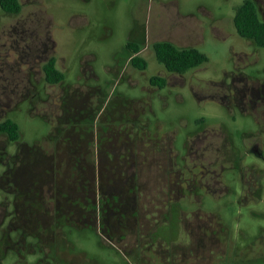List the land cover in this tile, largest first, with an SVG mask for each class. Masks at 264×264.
I'll list each match as a JSON object with an SVG mask.
<instances>
[{"label": "rangeland", "instance_id": "374dc122", "mask_svg": "<svg viewBox=\"0 0 264 264\" xmlns=\"http://www.w3.org/2000/svg\"><path fill=\"white\" fill-rule=\"evenodd\" d=\"M245 1L20 0L17 15L0 7V122L14 119L31 151L0 158V264H39L38 240L49 258L61 246L55 264L264 263V48L236 32ZM255 2L264 20V0ZM158 41L197 47L209 61L170 73ZM129 42L146 70L130 63ZM51 58L66 74L58 84L46 81ZM154 75L167 78L164 89L150 84ZM86 155L98 159L91 177L80 168ZM4 161L12 172L26 166L27 191L18 194ZM52 180L68 198L57 199L68 244L17 217L16 202L30 225L29 201L52 206ZM89 196L87 219L78 203Z\"/></svg>", "mask_w": 264, "mask_h": 264}, {"label": "trees", "instance_id": "16d2710c", "mask_svg": "<svg viewBox=\"0 0 264 264\" xmlns=\"http://www.w3.org/2000/svg\"><path fill=\"white\" fill-rule=\"evenodd\" d=\"M0 7L6 13L14 14V15L19 14L22 10V4H21L20 0H0ZM233 21H234V27L236 29V32L241 37L253 41V43L256 44L258 47L264 48V20H262V18L260 17L258 6L254 0H246L242 5H240L238 7L236 9ZM127 48L129 49V51L131 53L130 63L135 68H137L139 70H146L148 68L147 60L145 58L141 57L140 55H138V53L140 52V46L135 42H129L127 44ZM153 49L155 52L156 59L159 61V63L164 65V67L166 68L167 71H169L171 73L185 74L190 70H193L195 68L203 66L204 64H206L209 61L207 55L204 52H202L199 48L191 47V46L190 47H180L171 41H158V42L153 44ZM44 72H45V76H46V81L49 84H58L60 82H63L66 79V74L57 67V62H56L55 58H51L45 64ZM150 83H151V85H153L155 87H159L160 89H164L167 85V80L165 77H162L159 75H154L150 78ZM2 133L7 134L8 137L11 139V141H17L21 138L20 126L14 119L9 118L5 121L0 122V134H2ZM29 151H30V149H29ZM86 157H88V156L86 155ZM91 159H92L91 157H88V160H87L88 165L86 167L80 166V168L82 169V171L85 174H87V171H88L89 177H91L92 170L93 171L95 170L96 161L98 162V159L96 160V157L94 160H91ZM18 167H19V170L12 172L8 166V171L6 172V174L11 172V180H12V178H14L16 180L17 191H19L18 194H20L25 190L27 191V187H25V186H24V189L20 188L21 183H22V185H24L23 184L24 179L21 178V175H22L21 173H22V169H25L26 166L22 167V165H19ZM56 170L57 169L54 170L55 177H56ZM76 170L79 171L80 169H76ZM74 173H76V171ZM8 177H10V176H8ZM21 180H22V182H21ZM52 181L55 182V184H56V185H53V184L49 185L50 187L53 188V195L52 196L54 198V201L50 199V202H53L52 206L49 202L46 201L45 208H43V203H42L43 201L42 200H40V201L36 200L35 201L36 203L29 201L26 204V207H28L30 205L31 208L25 212L29 213L30 219L32 220L30 222L31 223V225H30L28 220H24L25 215L22 214L24 212L23 211L24 207H23L22 203L16 202V205L21 207L20 210L18 209V212H20V214H18V218L21 220H22V218H24L23 219L24 223L22 222V225L28 226V227L36 225L38 228H40V230H44L43 231L44 234L46 233V235H48V237H52L55 242H56V238H58V240H59L58 243L62 242V244L63 243L68 244L69 240L65 236H63V235L59 236L58 228L60 227L59 226L60 222L63 225L62 227H66L69 225H66L64 215H61L60 211L57 209V199H59V198L68 199V198L61 194L60 187H59L60 182L58 180L57 181L52 180ZM78 181L81 183V185H84L85 190H87V191L92 190V186H91V183H89V180L80 177V179L77 180V182ZM33 187H30L28 190V193L30 195H31L32 190H40L39 188H36V187L33 188ZM43 190H41L39 192V194L36 193L38 198L42 199V196H41L42 193L41 192ZM31 198H33V197L31 196ZM31 198H30V200H31ZM89 200H90V196H89V198L85 199L84 203L83 202L78 203L79 205H82L84 207V209L88 212L87 219H90L91 215L94 216V211L91 210V209H93V208H91V206H93V204H91L89 202ZM113 203L117 204L116 208H114V205H111V207L113 206V209H114L113 211L116 210L117 212H119V210L121 209L119 207V204L121 205L122 202L116 203L113 201ZM50 207L52 209H54L53 212H50L51 215L47 211V209ZM43 211L45 212V214H47V217L49 218L48 220L47 219L45 220L46 222L41 220V218H43L41 216V214H43ZM41 222H44V224H46V225L42 227ZM54 226H56V227H54ZM79 226H80V224L70 226V227H79ZM21 229L22 230H20V236H22L23 233L26 236L29 235L25 232V229H23V228H21ZM48 229H50L52 231L50 233H48ZM45 231H47V232H45ZM34 238L36 239L35 236H34ZM23 243H25V241H23ZM34 244H36V246H39L40 251L43 252V256H41L42 258L40 257L38 260L39 264H45V263L51 264V262H53V264H55L62 259V257H60L61 256L60 255L61 246H59L58 248H54V250L52 252V256L49 258L46 255L45 249L43 248L44 246L42 245V240H38V242H36ZM54 245H55V243H53V246ZM24 248H26V246H24ZM20 254H22V253H20ZM67 259H66V262L70 261ZM262 264H264V263H262Z\"/></svg>", "mask_w": 264, "mask_h": 264}, {"label": "flooded vegetation", "instance_id": "af4514ba", "mask_svg": "<svg viewBox=\"0 0 264 264\" xmlns=\"http://www.w3.org/2000/svg\"><path fill=\"white\" fill-rule=\"evenodd\" d=\"M255 1V0H254ZM257 4V3H256ZM258 6V5H257ZM3 11V10H2ZM5 12V11H4ZM6 13V12H5ZM7 14H9V13H7ZM11 15V14H10ZM12 15H14V14H12ZM169 72V71H168ZM171 73V72H170ZM174 74H177V73H174ZM166 80H167V78H166ZM151 84V83H150ZM153 86V85H152ZM153 87H155V86H153ZM9 119V118H8ZM11 119V118H10ZM7 120V119H6ZM5 121V120H4ZM140 125L139 124H137L136 125V128H135V130L136 131H138L139 132V127ZM155 128V127H154ZM157 128V127H156ZM251 133V132H250ZM1 137L2 138H5L7 141H8V143L10 142V144H12V145H14V144H16V145H23L24 147H25V149L23 150V148L22 149H17L16 148V150H15V152L14 153H10V145H7V146H5V145H3L1 148H0V158H5V157H14V156H18L21 152H23V151H27V150H29L30 149V147H28V144L27 143H21L20 142V139L19 140H17V141H11V139L8 137V135L7 134H4V133H2V134H0V140H1ZM139 137H140V135H139ZM152 139H153V141L155 140V138H154V136H152ZM20 142V143H19ZM115 154H116V152H115ZM3 164L8 168V165H7V163L4 161L3 162ZM139 172V170L138 169H136V173H138ZM4 173H2V175H3ZM6 174V173H5ZM169 180V179H168ZM166 183H168L167 181H166ZM43 201V200H42ZM43 203V208H45V205H46V203H44V202H42ZM13 212V211H12ZM10 215H11V218H10V221H9V225H8V229L10 228L11 229V224H12V219H13V217H15V214L14 215H12L11 214V212H10ZM18 217V216H17ZM6 232V231H5ZM7 233V232H6ZM170 264H174V263H170Z\"/></svg>", "mask_w": 264, "mask_h": 264}]
</instances>
